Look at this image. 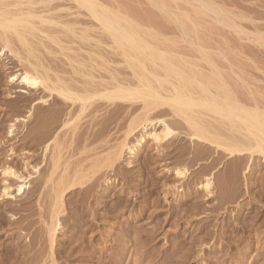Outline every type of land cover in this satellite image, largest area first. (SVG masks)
Wrapping results in <instances>:
<instances>
[{"label":"rangeland","instance_id":"374dc122","mask_svg":"<svg viewBox=\"0 0 264 264\" xmlns=\"http://www.w3.org/2000/svg\"><path fill=\"white\" fill-rule=\"evenodd\" d=\"M104 1L149 20L167 35L176 32L175 25L165 21L148 0ZM204 1L229 11L249 37L264 36V0ZM60 5L74 8L64 1L53 7ZM61 16L62 20L74 18L67 13ZM198 23L207 43L226 46V50L230 46L229 59L236 72L245 74L264 96V41L257 44L247 36L239 37L208 17ZM20 70L9 54L0 55V189L5 163L22 169L29 162L39 165L40 173L31 171L34 182L17 201L0 197V264H264V160L218 159L203 149L196 158L192 154L179 158L167 152L157 154L151 144L138 151L131 165L125 154L114 171L103 169L85 184L65 191L62 229L52 251L45 229L55 199L52 190L65 166L52 182L45 183L50 156L44 163L41 140L57 136L67 173L72 177L80 170L81 176L121 141L138 110L98 101L71 135L62 121L76 108L61 101L34 107L32 100L18 92L19 86L8 83L9 76ZM35 96L34 91L29 97ZM29 114L26 122H16L10 136L11 122ZM175 146L196 151L187 140H178ZM215 161V197L207 199L197 184L203 179V168ZM176 165H184L190 173L182 192L169 186L173 175L166 170ZM247 165L251 169L244 174Z\"/></svg>","mask_w":264,"mask_h":264},{"label":"bare ground","instance_id":"6f19581e","mask_svg":"<svg viewBox=\"0 0 264 264\" xmlns=\"http://www.w3.org/2000/svg\"><path fill=\"white\" fill-rule=\"evenodd\" d=\"M57 1L69 2L74 8L53 7ZM148 3L175 25L173 35L161 32L149 20L140 19L121 5L104 0H2L0 55L9 54L21 67L9 76L8 83L19 86L18 92L32 100L34 107L61 101L68 108H76L62 121V127L71 135L98 101L137 106L138 110L121 141L81 176L80 170L72 177L67 173L57 136L41 140L44 163L50 156L45 183L52 182L65 166L52 190L55 199L45 229L52 251L62 229L65 191L85 184L103 169L114 171L125 154L131 165L130 160L145 145L151 144L157 154L167 152V156L179 158L191 154L196 158L209 150L218 159H245L251 163L264 160V96L245 74L236 72L229 59L230 46L226 50V46L216 48L207 43L205 30L198 22L208 17L214 24L257 44L264 41V36L249 37L229 11L204 0ZM72 9L76 12L71 13ZM63 13L74 18L62 20ZM83 17L90 22L81 21ZM34 91L38 96L32 99L29 96ZM30 117L11 122L10 136L16 122H26ZM178 140H187L196 151L176 147ZM23 164L22 169L8 163L2 166V199L17 201L30 190L32 173H40L39 165ZM217 167L215 161L203 168V179L197 184L207 199L215 197ZM171 169L166 170L174 178L169 186L182 192L189 169L184 165ZM250 169L247 165L244 174Z\"/></svg>","mask_w":264,"mask_h":264},{"label":"snow or ice","instance_id":"6c2138e0","mask_svg":"<svg viewBox=\"0 0 264 264\" xmlns=\"http://www.w3.org/2000/svg\"><path fill=\"white\" fill-rule=\"evenodd\" d=\"M2 6H4V5L2 4V0H0V7H2ZM262 150H264V149H262ZM6 175H7V173H6Z\"/></svg>","mask_w":264,"mask_h":264}]
</instances>
